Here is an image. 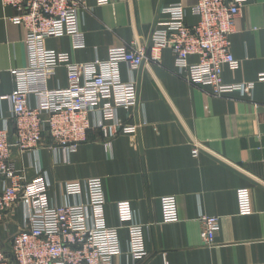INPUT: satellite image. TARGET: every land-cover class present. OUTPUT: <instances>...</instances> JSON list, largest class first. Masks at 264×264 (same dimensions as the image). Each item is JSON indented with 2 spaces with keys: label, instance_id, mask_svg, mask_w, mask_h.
<instances>
[{
  "label": "crops",
  "instance_id": "0c3cea01",
  "mask_svg": "<svg viewBox=\"0 0 264 264\" xmlns=\"http://www.w3.org/2000/svg\"><path fill=\"white\" fill-rule=\"evenodd\" d=\"M195 0H85L78 26L84 48L72 49L70 39H46L43 46L66 53L73 63L105 62L112 48L132 44L148 47L154 24L162 19L161 9L173 4L189 8ZM12 9L0 2V128L14 139L12 111L7 96L15 87L11 69L28 66L24 30L9 19ZM197 22L190 12L188 26ZM229 37V51L238 62L231 71L222 68L223 84H253L249 96L238 92L211 96L207 86H194L178 75L171 50H163L160 63L131 71L119 65L122 82H134L137 102L132 109L117 111L121 123L137 127L134 135L117 134L109 150L101 132L92 128L87 142L65 156L54 151L44 134L35 151L11 158L17 171L30 181L46 176L51 203L73 204L63 186L98 178L104 193V221L118 227L121 254L111 264H264V0H250L241 10ZM189 63L198 61L190 56ZM49 90L67 87L66 69L59 67L46 82ZM37 100L30 96L28 105ZM98 113L91 118L95 121ZM201 146L198 156L192 149ZM248 189L251 213H239L236 192ZM171 196L177 203L175 223H164L160 198ZM85 200L84 195L80 198ZM128 203L132 220L142 227L147 255L140 261L128 252L127 225L118 219L117 203ZM199 215L220 219L214 245L200 240ZM20 205L0 223V245L10 249L11 238L22 228Z\"/></svg>",
  "mask_w": 264,
  "mask_h": 264
},
{
  "label": "built area",
  "instance_id": "2783aa9c",
  "mask_svg": "<svg viewBox=\"0 0 264 264\" xmlns=\"http://www.w3.org/2000/svg\"><path fill=\"white\" fill-rule=\"evenodd\" d=\"M250 0H195L189 8L181 4L161 9L162 19L154 24L149 46L132 44L129 48H112L105 62L73 63L68 54L47 50L46 39L67 37L72 49L84 48V35L78 26L79 11L85 0H0L2 7L12 9L9 20L24 30L28 66L11 69L15 87L7 96L11 111L14 139L9 141L8 130L0 128V223L6 214L20 205L23 210L22 228L11 238L10 249L0 245V264H111L121 254L118 227L109 228L104 221V193L98 178L83 182L66 183V198L78 202L56 205L48 197L46 176L39 174L27 181L25 175L14 167L11 152L35 151L45 135L54 151L65 156L77 151L87 142L92 128L98 129L109 150L117 134L134 135L137 127L121 123L119 109L128 111L137 102L134 82H122L119 65L125 63L131 71L141 65L160 63L163 50H171L178 75L194 86H207L211 96L219 98L238 92L249 96L253 84L228 86L222 81V68H238L237 60L229 51V37L242 8ZM109 0H97L105 6ZM196 18L194 25L185 23L187 13ZM190 56L198 61L189 63ZM59 67L66 69L67 87L49 90L46 82ZM264 79V76H260ZM33 96L35 108L28 105ZM98 113V118H91ZM201 148L195 145L193 157ZM84 195L85 200L81 201ZM239 213H251L248 189L236 192ZM164 223H175L177 203L175 198H160ZM118 219L127 225L128 252L140 261L147 255L144 249L142 227L132 220L130 204L117 203ZM200 240L203 246L214 245L220 219L199 215Z\"/></svg>",
  "mask_w": 264,
  "mask_h": 264
}]
</instances>
